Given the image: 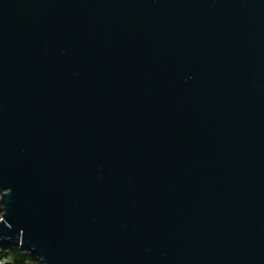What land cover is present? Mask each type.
I'll return each mask as SVG.
<instances>
[{"label": "water", "instance_id": "water-1", "mask_svg": "<svg viewBox=\"0 0 264 264\" xmlns=\"http://www.w3.org/2000/svg\"><path fill=\"white\" fill-rule=\"evenodd\" d=\"M0 255L264 264V0H0Z\"/></svg>", "mask_w": 264, "mask_h": 264}, {"label": "trees", "instance_id": "trees-1", "mask_svg": "<svg viewBox=\"0 0 264 264\" xmlns=\"http://www.w3.org/2000/svg\"><path fill=\"white\" fill-rule=\"evenodd\" d=\"M1 258L5 261V264H41L36 256L15 247L3 248L1 251Z\"/></svg>", "mask_w": 264, "mask_h": 264}, {"label": "built area", "instance_id": "built-area-1", "mask_svg": "<svg viewBox=\"0 0 264 264\" xmlns=\"http://www.w3.org/2000/svg\"><path fill=\"white\" fill-rule=\"evenodd\" d=\"M0 264H5V261L1 258V255H0Z\"/></svg>", "mask_w": 264, "mask_h": 264}]
</instances>
